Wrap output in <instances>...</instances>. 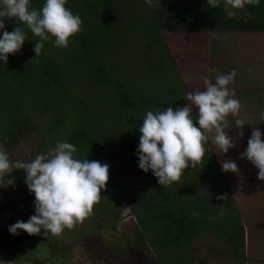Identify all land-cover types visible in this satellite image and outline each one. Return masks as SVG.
Masks as SVG:
<instances>
[{
  "label": "rangeland",
  "instance_id": "rangeland-1",
  "mask_svg": "<svg viewBox=\"0 0 264 264\" xmlns=\"http://www.w3.org/2000/svg\"><path fill=\"white\" fill-rule=\"evenodd\" d=\"M3 20L5 29L8 31H12L17 26L24 27L15 18L3 17ZM163 36L169 51L168 57H170L171 62L179 72L187 92L197 89L203 90V78L205 76L214 79L216 73L209 72V68L215 67L223 73L236 69L235 83L230 84L229 87L235 90V96L241 104L239 118L246 122L242 129L243 135L239 134L241 130L235 129L234 118L229 116L230 123L226 131L229 135L235 137V147L230 148L227 153H218L211 140L208 143L220 168L224 185L231 193L232 200L235 202L238 211H240L243 223L246 226L245 264H264V181L258 179V169L246 157L241 158L240 156V153L247 148L248 138L252 134L253 127L259 128L264 133V30H167L163 32ZM27 46L28 42L25 41L18 52L9 54V59L6 62L7 69L0 62V145H3L7 150L10 159L30 160L36 153H41L40 145L43 144L44 140L47 141L46 146L49 148L54 147L57 141L64 140L60 137L65 129L61 126L56 112L60 111L61 108L60 105L52 107V103L58 104V99L62 97L60 84L61 82L66 84V87L78 98L73 101L75 107L78 105L82 111V106L79 105L80 99L87 100L89 106L84 110L87 115L85 118L91 122L92 131L101 137L108 138L110 135L116 137V142L120 146L117 147L112 144L105 152L108 153L107 161L111 163L112 171L114 167L115 172L120 174L118 179L121 181V188L138 193L144 185L146 186L147 197L146 199L141 197L145 202L141 198L134 201L139 206L137 213L146 215L148 228L139 224L137 215L131 211L128 199L124 198L118 208L119 220L115 224L116 226L112 227L115 230V235L128 236L134 240L144 237L150 243L154 242L159 236H163L164 226L168 225L166 219H157L160 215L154 213V208L148 210L152 204L151 200L159 199L153 178H150V183L146 185L142 175L140 177L139 174L134 172L139 165L137 158L132 154L135 151L134 145L130 144L133 138L129 139L127 136L131 132L135 136L134 140L139 143V128L134 130L132 126L127 124L128 114L117 115L119 110L115 97V87H117L116 82L120 81L129 88L133 94L132 96L138 102L141 109L136 112L137 124H142L146 109L153 112L164 110L172 94L169 95L166 89L163 90L161 86H152L151 79H146L142 85L147 83L151 89L146 91L145 96H147V99H145L143 94L140 93L141 91L132 85V82L139 77L137 73L140 69H136L140 68L137 59L142 56L137 46L132 47L130 52L123 55L113 54L115 60L111 62V69L109 63H105L106 68L110 70V78H112V81H109L106 86L95 84L92 76L84 78L77 72L75 73L70 68V64L66 62L63 66L64 73L62 70H58L61 71L60 77L63 76V80L59 79V82L46 80L40 70L43 65L36 63L27 55L28 53L25 52ZM31 50H34V48ZM28 78L32 79L31 87L28 86ZM11 83L23 98L26 107L30 108L33 114L39 117L34 122L26 120V126L22 130L16 128L15 124L12 125L13 121L10 119V107L13 103L11 96L14 94L19 100L21 99L18 92H13V86L12 89L9 87ZM48 98L54 101L50 102ZM47 101L50 102V105L46 104ZM147 105L150 106L146 108ZM177 107L182 106L175 104L173 108ZM193 113L194 115L198 114L195 108H193ZM23 114V108L19 105L17 122H21L20 116ZM8 128L11 130L10 135L6 134L5 131ZM3 136H6V140ZM262 139H264V136H262ZM224 159L235 161L237 171H223L221 160ZM119 160H123L122 163ZM10 171L8 175L0 176V179H4L0 182V197L9 196L15 202L11 209H7V213L13 220L7 226L8 231L9 225L18 220L27 221L35 213V196L29 191L25 183L24 170L10 169ZM192 176L197 178L202 186L195 185ZM192 176H185L182 173L180 179L173 182L169 187L172 186L173 192L178 193H188L189 190L197 189L196 193L192 194L193 197H198L202 187H206L202 191H204V194L205 192L208 194L212 192L208 196L212 203H210L209 208L202 206L201 213L204 217L211 216L214 219H208L207 223L200 221L202 226L200 222L195 225L192 219H189L188 232L195 234L188 241L185 238L186 243H182V245L185 244V251L189 250L194 254H198L199 260H210L213 264H234L231 257L227 258V255L231 253V249L226 245L228 241L223 236L227 230L231 229L229 228L230 223L236 224L233 213L226 207L229 196L222 190L213 192L214 189L204 184L205 178L200 179L202 173L195 171V168H193ZM9 179L12 180V183H9ZM257 193H259V196ZM225 195L227 200L217 199L218 196ZM208 197L207 199H209ZM204 201H206V198H204ZM173 206L177 207V204L174 203ZM146 207L148 208L146 209ZM221 208L225 210L222 217L218 215ZM213 224L216 225L212 227ZM200 228L202 229L197 233ZM23 232L26 231L20 230L19 234ZM76 237L73 230L72 232L64 230L60 234L58 242L52 237L45 240L38 235L33 241L29 237L22 243V250L18 251L23 255L20 264H34L32 259H35V257L41 258L43 254L55 253L59 248L67 249V259L63 257L64 254L59 253L56 255V260L53 263L47 261L48 264L56 262L57 264H94L87 254L84 240L76 239ZM51 239L52 241H49ZM124 242L125 245H129L126 241ZM146 246L151 251V245L147 243ZM128 249L131 250L127 254L128 257L129 255L134 256L139 250L130 246H128ZM140 251L143 252V249H140ZM13 260L0 256V264L15 263L16 261ZM147 261L146 259L140 260L138 264H146Z\"/></svg>",
  "mask_w": 264,
  "mask_h": 264
},
{
  "label": "trees",
  "instance_id": "trees-1",
  "mask_svg": "<svg viewBox=\"0 0 264 264\" xmlns=\"http://www.w3.org/2000/svg\"><path fill=\"white\" fill-rule=\"evenodd\" d=\"M43 3L44 0H30V7L40 9ZM66 7L71 9L73 13L79 14L83 21V30L70 37V44L67 48L55 46L53 43L54 37H52L49 41L45 42L41 55L35 57L36 54L31 49L34 48V43L38 42V37H35L26 25L22 28L27 36L25 41L28 42L25 52L36 63L43 65L40 70L46 80L49 79L51 82H59V79L63 80V76L60 77L61 71L59 72L58 70L63 71V66H65L66 62L70 64V68L75 73L77 72L84 78L92 76L95 84L106 86L109 81H112V78H110V70L106 68L105 63H109L111 69V62L115 60L113 54L116 55L118 53L123 55L126 52H130L132 47L137 46L142 56L137 59V64L140 67L136 68L140 69L139 73H137L139 77L137 80H132V85L139 89L143 97L147 99V96H145L146 91L150 90L151 87L147 83L142 84L144 80L151 79L150 83L152 86H161L163 90L166 89L169 95L172 94L167 105V107L172 108L175 104L184 106L190 102L184 97L187 91L182 78L171 62L170 57H168L169 51L163 32L167 30L219 31L264 29V0H261L259 5H247L245 10H240L237 18L231 19L226 16L223 4L216 8L210 7L207 5V0H161V4L155 7H149L145 3V0H67ZM1 63L7 69L6 63ZM59 66L61 69H59ZM27 83L31 87L32 79L28 78ZM12 86L13 92H15L16 88L11 83L9 87L12 89ZM60 86L62 87L61 101L58 99V104L52 103V107L60 105L61 108L60 111H56L61 126L65 129L60 138L75 145L77 158L81 160L87 158L90 161L97 160L110 166L111 163L107 161L108 153L105 150L112 144L117 147L120 146L116 142V137L114 135H110L108 138L101 137L92 131L91 122L85 118L87 115L84 110L89 106L87 100L80 99L79 105L82 106L81 111L78 105L75 107L73 104L75 98L78 99L75 94L66 87V84L61 82ZM116 86L115 97L119 110L117 115L128 114L129 117L126 119L127 124L135 130L140 125L136 122V112L141 108L126 85L117 81ZM11 98L13 103H11L9 114L11 115L10 119L13 121L12 125L15 124L16 128L22 130L26 126V120L34 122L39 118L38 115L35 116L33 114L30 108L26 107L22 97L19 100L13 94ZM48 100L50 102L54 101L49 98ZM49 101L46 104L50 105ZM19 105L22 106L24 113L20 116L21 122H17L16 119ZM148 106L150 105H147L146 108ZM192 115L195 118L196 115L194 113ZM5 131L6 134L10 135L11 130L9 128L5 129ZM134 137L129 132L127 138H133L130 144L134 145L135 150L132 154L138 160L139 157L136 154L138 143L134 140ZM3 138L6 140V136H3ZM46 142L44 140L43 144L40 145L41 153L49 149L46 146ZM104 156L105 158H103ZM119 161L122 163L123 160ZM194 168L195 171L202 173L200 179L205 178L204 184L214 189L213 192L222 190L229 196L226 207L233 213L236 224L230 223L229 228L231 229L227 230L225 234L222 233L228 241L226 245L231 249V253L227 255V258L231 257L234 264H245L246 226L243 223L240 211H238L235 202L232 200L231 193L228 192L227 187L224 185L220 168L212 154L209 143L206 146L202 163ZM113 171L110 166L109 179L106 187L101 190L100 200L93 206L92 214L86 217L83 223L76 224L71 230L65 229L69 232L73 230V233L77 236L76 239L84 240L87 254L94 264H138V261L145 259L148 260L146 264H213L210 260H199L198 254H194L189 250L185 251V244L182 245V243H186L185 238L188 241L195 234L188 232L189 219H192L195 225L200 221L204 223L209 221L207 217L202 215L201 207H210L212 201H210L208 196L212 192H209L210 194L205 192L204 194L202 190L206 187H202L198 197L192 196V194L196 193L197 189L189 190L190 192L188 193L173 192L172 186L163 187L158 184V178L152 174L151 170L145 172L138 167L134 172L139 174L140 177L142 175V179H145L146 185L150 183V178H153L159 197L158 200H151L152 204L150 208L146 207V209L151 210V208H154V213L160 215L157 219H166L168 225L164 226L163 236H159L152 243L147 242L144 237L134 240L128 236L115 235V230L112 227L116 226L115 224L119 220L118 208L121 201L127 198L131 211L137 215L139 224L148 228L146 215L137 213L139 206L134 201L141 197L146 199V186L144 185L138 193L135 191L131 192V190L126 188L122 189L121 181L118 179L120 174L115 172L114 167ZM192 171L193 168L189 167L182 173L185 176H192ZM21 175L23 174L21 173ZM192 178L195 185L199 184L202 186L197 178L193 176ZM1 180L4 179H0V182ZM257 194L259 196V193ZM142 198L141 200H143ZM204 198H206V201H204ZM174 203L177 204V207L173 206ZM14 204L15 202L11 200V197H0V256L16 261L15 263L7 262L9 264H20L23 255L18 253V251L22 250V243H24L25 239L30 237L33 241L36 236L40 235L45 240L52 237V239L58 242L60 235L54 237L49 235L46 237L43 235V229L36 236L27 232L18 235L10 233L7 226L13 220L7 213V209H11ZM258 204L260 203L258 202ZM193 211L198 212L199 215L193 216ZM200 225L202 226L201 222ZM214 225L216 224H213L212 227ZM201 229H198L197 233ZM52 239L49 241H52ZM124 241L129 245H125ZM147 243L151 245V251L150 248L147 249ZM128 246L139 250H137L134 256L129 255L128 257L127 254L131 252ZM140 249H143V252ZM66 250L59 248L55 253L43 254V257H35L32 261L34 264H48L47 261L53 263L57 258L56 255L59 253L64 254L63 257L66 258ZM54 264H57V262Z\"/></svg>",
  "mask_w": 264,
  "mask_h": 264
},
{
  "label": "clouds",
  "instance_id": "clouds-1",
  "mask_svg": "<svg viewBox=\"0 0 264 264\" xmlns=\"http://www.w3.org/2000/svg\"><path fill=\"white\" fill-rule=\"evenodd\" d=\"M67 0H44L40 9L30 7V0H0V62L6 63L9 54L18 52L27 38L22 27L12 31L5 29L3 17L15 18L27 26L38 37L34 46L35 57H39L45 42L54 37V45L67 48L70 37L83 30L79 14L66 7ZM149 7L161 4V0H145ZM261 0H207L210 7L223 4L228 18H237L240 10L247 5H259ZM251 70V69H249ZM209 72L216 73L214 79L203 78V90L188 91L190 102L182 107L164 110H148L139 125L137 156L139 168L149 170L163 187L180 179L182 172L202 163L209 140L218 153H227L235 147V137L228 134L229 116L234 118L235 129L243 135L246 122L239 118L241 104L235 90L229 85L235 83L236 69L219 72L215 67ZM193 108L198 113L193 117ZM264 133L253 127L247 148L240 153L257 169L258 179L264 181ZM75 145L67 140L57 141L54 147L38 153L34 158L11 160L9 153L0 145V176L8 175L13 169H23L25 183L34 194L35 213L27 221L18 220L9 225L12 234L20 230L28 234L41 233L48 237L59 236L65 229L71 230L76 224L92 214L93 206L100 200L101 190L109 179V165L97 160L76 157ZM222 170L237 171V163L231 159L221 160ZM9 183L12 180L9 179ZM217 199L227 200V196ZM224 209L218 211L224 215ZM193 216L199 215L193 211ZM209 220L214 217H207Z\"/></svg>",
  "mask_w": 264,
  "mask_h": 264
},
{
  "label": "crops",
  "instance_id": "crops-1",
  "mask_svg": "<svg viewBox=\"0 0 264 264\" xmlns=\"http://www.w3.org/2000/svg\"><path fill=\"white\" fill-rule=\"evenodd\" d=\"M261 30H264V29H261Z\"/></svg>",
  "mask_w": 264,
  "mask_h": 264
}]
</instances>
